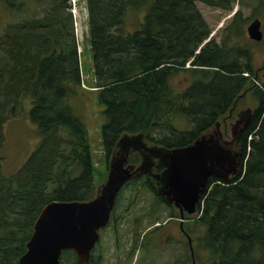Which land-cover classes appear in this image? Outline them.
<instances>
[{"label":"trees","instance_id":"1","mask_svg":"<svg viewBox=\"0 0 264 264\" xmlns=\"http://www.w3.org/2000/svg\"><path fill=\"white\" fill-rule=\"evenodd\" d=\"M1 1L18 15L0 28V264H18L47 202L96 194V178L106 179L109 157L122 134L142 131L150 143L186 144L215 121L230 119L251 89L258 104L242 132L243 167L229 181L210 178L197 203L196 224L207 227L200 243L211 253L212 264H264V66L254 64L253 47L260 40L245 33L250 19H264V0H255L249 16L237 10L221 40L211 36L199 52L212 29L197 2L231 10L235 0H86L92 65L84 61L86 50L79 52L70 0ZM37 3L43 13L26 16ZM142 4L148 6L144 21L127 31L128 7ZM181 71L193 73L184 90L171 84ZM85 72L93 74L86 88L98 91L107 117L102 125L104 169L97 168L86 126L68 102L71 94L86 89ZM24 94L32 97L31 118L41 139L22 165L6 174L3 126L17 115ZM182 113L192 119L193 130L175 126ZM224 132L230 134L228 124ZM128 161L139 163L140 154L131 153ZM138 181L153 184L146 174L125 185ZM164 200L157 194L152 210H160ZM117 204L118 198L113 217ZM64 254L67 259L73 254L77 264L92 262L64 249L61 264Z\"/></svg>","mask_w":264,"mask_h":264},{"label":"rangeland","instance_id":"2","mask_svg":"<svg viewBox=\"0 0 264 264\" xmlns=\"http://www.w3.org/2000/svg\"><path fill=\"white\" fill-rule=\"evenodd\" d=\"M254 3L255 0H235L233 1V9L231 10L208 5L201 1H198L197 5L212 29V36H215V38L220 41L225 32V28L232 21L235 12L241 10L243 16H249L253 12ZM74 6H76L75 12L72 11ZM68 9L74 16L75 34L79 45V52L86 50L82 54L84 61L92 65V50L88 38L90 33L87 1L70 0V7H68ZM147 9L148 6L144 4L139 8L131 9L128 7L124 24L125 29L127 31H134L139 28L140 24L144 21ZM35 10H38L37 13H43L40 3L33 5V8L29 9V11L26 10V16L32 13L35 14ZM17 15V12L13 8H7V5L0 0V28L8 21H15ZM20 17L19 15V18ZM252 19H250L245 26V33L247 36H249L247 25ZM262 22V29L264 31V19H262ZM253 48L254 64L256 68L264 66V36L259 42L254 44ZM263 73L264 68L260 70V75ZM82 76L85 79L82 83L83 86H85V88L89 87L87 79L93 78L92 72H85ZM191 76H193L191 71H181L171 78V84L175 89L184 90L192 80ZM255 97L253 89L243 94L238 100L237 106L230 119L233 120L237 111L247 106L252 108L255 107L258 104V100ZM68 102L74 114L77 115L86 126L89 144L97 168L104 169L106 154L102 143V125L107 121V117L103 112L104 103L99 100L98 91L86 88L82 92L71 94L68 97ZM31 107V95L24 94L17 115L10 117L4 123L3 131L5 141L2 148V155L4 156L2 169L6 174L15 172L40 142L41 135L38 126L31 118ZM174 124L177 128L186 131H191L193 130L192 128H194L192 119L183 113L175 117ZM139 182L141 181L126 184L122 187L117 196L118 204L115 211V216H117L119 220L117 233L123 250L125 251L127 247L128 250L130 248V230L135 226L137 217H141L139 220L141 226L138 225L137 227V230L140 232L142 230H149V227L153 226L156 221H163L171 214V207L167 206L165 203V205L160 206V210L153 211L152 207L157 202V195L151 188H148L146 185H140ZM100 183L101 180L96 178V184L99 185ZM152 211L154 215H148V212ZM170 224L175 226V222L172 223V221H170L163 226L165 228L162 227L160 230L151 232L150 235L147 236L144 246L141 248L142 253H145L151 249V243L157 246L156 248H158V250L153 251V264H212L211 253L200 243V237L207 230L206 225L189 224L190 228L187 230L190 231L192 236V255L190 253L192 250L189 248L186 236L183 233L181 234L178 227L175 229L172 227L173 225L171 226ZM187 226L188 225H186V227ZM166 233L173 234L172 240L167 238L169 235H166ZM115 236L112 225L101 232V239L96 245L95 251L96 259H98L101 264H111L109 258L111 260L110 252L112 249L109 247L108 242H110L111 245V242H114ZM182 237L184 238L183 240L181 239ZM102 251L105 256L102 255ZM99 254L102 255L100 259L98 258ZM70 256L71 259H67V254H64L62 258L65 261L64 264H77V258L73 254ZM184 259L186 260L185 263L182 262Z\"/></svg>","mask_w":264,"mask_h":264},{"label":"water","instance_id":"3","mask_svg":"<svg viewBox=\"0 0 264 264\" xmlns=\"http://www.w3.org/2000/svg\"><path fill=\"white\" fill-rule=\"evenodd\" d=\"M262 24L259 17L248 23L247 32L252 39L263 38ZM211 36L201 43L197 52ZM254 111L255 108L248 106L237 112L229 123L230 139L225 138L219 120L192 142L173 147L148 145L142 131L122 134L109 157L107 177L97 185L96 194L89 199L47 202L35 220L27 249L18 264H61L64 249H74L80 260H89L91 250L100 238L99 229L110 221L120 190L137 175L151 172L153 158H161L166 164L157 174L158 190L180 207L182 215L184 210L193 213L211 176L229 181L240 173L243 167L242 132L252 120ZM135 151L141 158L138 164L128 161ZM189 239L193 254L191 236Z\"/></svg>","mask_w":264,"mask_h":264},{"label":"flooded vegetation","instance_id":"4","mask_svg":"<svg viewBox=\"0 0 264 264\" xmlns=\"http://www.w3.org/2000/svg\"><path fill=\"white\" fill-rule=\"evenodd\" d=\"M235 117H234V119H235ZM219 121L221 122V128L223 129V132H224V126L226 124L230 123L232 121V119H228V122H227V120H226V122L221 121V120H219ZM213 124H210L209 127H211ZM208 128H206V129H208ZM201 132H203V131H201ZM201 132H199L198 135ZM197 136L190 139V141L188 143L192 142ZM224 136H225V138H228V139L231 138V135L230 134L226 135L225 132H224ZM147 142H148V145L158 144V143H154V142L150 143L148 140H147ZM188 143H186V144H188ZM159 145H164V144H159ZM182 145H185V144H182ZM164 146H166V145H164ZM173 146H177V145H173ZM173 146H166V147H173ZM153 159H154L153 164L150 167L151 172L146 171V172H143L139 175H142L144 177L146 174H148L151 181L153 182V184L151 186L147 184L148 188H151L156 193V195L157 194L164 195L162 192H160L158 190V181H160V180H159V177H157V174L165 169L166 164L161 158L157 157V158H153ZM140 161H141V158H140ZM136 164H138V163H136ZM165 199L166 200H164V203L173 206V209H175L174 212H171V214L169 216H167V219H165L163 221H156V223H154L153 226L149 227V230L148 229L146 231L142 230L140 232L137 230V227H138V225L141 226V222L139 223V220L141 219V217H137L135 226L132 227L130 230V239H131L130 240V248L128 250V247H127L126 251L123 250V246L120 243V238H119V235L117 233L118 232V222H119L118 217L117 216L113 217V211H112V216H111L108 224L105 227L99 229L100 238L96 242L95 246L92 248L91 255L89 258V260L92 259L91 264H101V262L98 259H96V256H95L96 245L99 243V241L101 239V232L103 230L107 229L110 225L113 226V232L116 235L114 238V242L112 241L111 245H110V242H108L109 247L112 249L110 252L111 260L109 258V261L111 262V264H153V251L158 250V248H156L157 246L153 245L154 243H151V249L145 253H142L141 248L144 246V242H145L147 236L150 235L151 230L156 229V228L158 230H160V228H162L165 224H167L170 221H172V223L175 222V226L173 224H172L173 226L170 224L172 227H174L175 229L178 227L181 234L183 233L186 236L189 248L191 249L190 239H189V236H191V234H190V231L187 230L186 225L196 224V220L199 217V215H197V213H198L197 209L198 208L193 213H189L187 210H184L183 215H182V211H181L179 206H177L174 202L169 201L166 197H165ZM164 203H163V205H165ZM115 211H116V209H115ZM163 228H165V227H163ZM166 235H169L167 238L169 240H172L171 238L173 237V234L166 233ZM191 238H192V236H191ZM181 239L183 240L184 238L182 237ZM190 253L192 254V251ZM102 255L105 256L103 251H102ZM102 255L99 254L98 258L100 259L102 257ZM182 262L185 263L186 260L184 259Z\"/></svg>","mask_w":264,"mask_h":264},{"label":"built area","instance_id":"5","mask_svg":"<svg viewBox=\"0 0 264 264\" xmlns=\"http://www.w3.org/2000/svg\"><path fill=\"white\" fill-rule=\"evenodd\" d=\"M75 10H76V6H74V8L72 9V11H74V12H75Z\"/></svg>","mask_w":264,"mask_h":264}]
</instances>
